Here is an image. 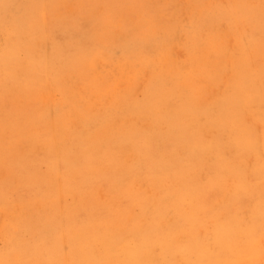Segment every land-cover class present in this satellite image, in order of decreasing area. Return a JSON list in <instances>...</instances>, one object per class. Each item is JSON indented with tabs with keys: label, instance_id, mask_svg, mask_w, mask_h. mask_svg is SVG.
<instances>
[{
	"label": "rangeland",
	"instance_id": "obj_1",
	"mask_svg": "<svg viewBox=\"0 0 264 264\" xmlns=\"http://www.w3.org/2000/svg\"><path fill=\"white\" fill-rule=\"evenodd\" d=\"M0 9V258L264 264L261 0Z\"/></svg>",
	"mask_w": 264,
	"mask_h": 264
},
{
	"label": "bare ground",
	"instance_id": "obj_2",
	"mask_svg": "<svg viewBox=\"0 0 264 264\" xmlns=\"http://www.w3.org/2000/svg\"><path fill=\"white\" fill-rule=\"evenodd\" d=\"M1 10V9H0ZM10 41V40H9ZM231 42V41H230ZM13 43V42H12ZM19 43V40L16 41V44ZM16 44H14L10 49L7 50V52L5 53L4 55V58H3V61L0 62V68L4 69V68H8V67H13L15 69L16 66L14 65H17L19 66L20 68H22L23 70H25L27 72L28 68H27V65L26 63L23 65V63H19L17 60V54L16 51L18 50L19 48V45L16 46ZM30 58L33 59L36 64L35 65H38V66H47L49 63H51V56H50V53H47L43 56H40V57H36L33 52H30L29 54ZM28 58V57H27ZM30 65V64H29ZM126 66V65H125ZM124 64H120L118 65V70L124 75L127 70L125 69H128V67H125ZM10 68V69H11ZM18 68V67H16ZM39 72L37 69L35 70H31V74H35L37 75ZM116 77V76H115ZM122 79V78H121ZM118 80V79H117ZM118 82H120L118 80ZM119 85V84H118ZM122 86V85H120ZM117 87V86H116ZM119 87V86H118Z\"/></svg>",
	"mask_w": 264,
	"mask_h": 264
},
{
	"label": "clouds",
	"instance_id": "obj_3",
	"mask_svg": "<svg viewBox=\"0 0 264 264\" xmlns=\"http://www.w3.org/2000/svg\"><path fill=\"white\" fill-rule=\"evenodd\" d=\"M262 5H264V0H261ZM16 252L14 246H8L4 249L3 255L5 258H0V264H34L32 261L23 259L11 258ZM93 264H135V262H109V261H96Z\"/></svg>",
	"mask_w": 264,
	"mask_h": 264
}]
</instances>
